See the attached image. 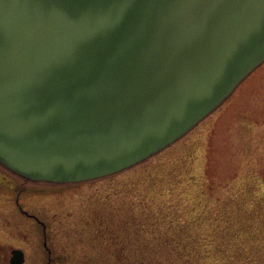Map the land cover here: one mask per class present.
Returning <instances> with one entry per match:
<instances>
[{
    "label": "water",
    "instance_id": "1",
    "mask_svg": "<svg viewBox=\"0 0 264 264\" xmlns=\"http://www.w3.org/2000/svg\"><path fill=\"white\" fill-rule=\"evenodd\" d=\"M264 62V0H0V164L72 184L184 137Z\"/></svg>",
    "mask_w": 264,
    "mask_h": 264
},
{
    "label": "rangeland",
    "instance_id": "2",
    "mask_svg": "<svg viewBox=\"0 0 264 264\" xmlns=\"http://www.w3.org/2000/svg\"><path fill=\"white\" fill-rule=\"evenodd\" d=\"M0 170L6 169L0 166ZM24 187L28 211L45 221L54 235L49 244L55 254L60 253L62 243L55 234L67 236L69 231L76 237L84 235V226L90 230L88 243H74L72 264L105 261V249L111 244L104 248V238L92 236L97 223L122 230L133 220L138 225L141 221L137 220L150 210L154 213L157 206L158 211L161 206L169 216L183 220L200 212L220 214L225 208L239 207L263 216L264 65L189 134L143 164L96 181L65 185L25 182ZM27 226L29 249L33 250L44 241V234L32 220Z\"/></svg>",
    "mask_w": 264,
    "mask_h": 264
},
{
    "label": "trees",
    "instance_id": "3",
    "mask_svg": "<svg viewBox=\"0 0 264 264\" xmlns=\"http://www.w3.org/2000/svg\"><path fill=\"white\" fill-rule=\"evenodd\" d=\"M159 208L122 230L97 223L92 236L112 248L103 264H264V213L225 208L183 220Z\"/></svg>",
    "mask_w": 264,
    "mask_h": 264
},
{
    "label": "flooded vegetation",
    "instance_id": "4",
    "mask_svg": "<svg viewBox=\"0 0 264 264\" xmlns=\"http://www.w3.org/2000/svg\"><path fill=\"white\" fill-rule=\"evenodd\" d=\"M12 176L11 172L0 170V264H72L71 258L75 254L74 243L82 240L88 243L89 238L91 240L90 230H86L87 226H84V230L81 231L84 235L76 237L71 236L69 231L67 236L63 232L61 235L55 234L58 242L62 241L60 253L55 254L49 244V237L53 238L54 235L49 232L45 221L37 214L29 212L26 207L25 181L17 182ZM29 220L41 226V233L44 234V241L37 244L33 250L29 249L31 247L27 226ZM85 234L89 236L87 241Z\"/></svg>",
    "mask_w": 264,
    "mask_h": 264
}]
</instances>
